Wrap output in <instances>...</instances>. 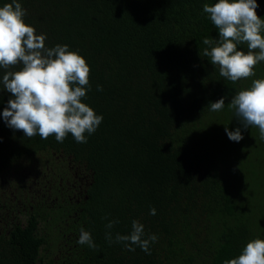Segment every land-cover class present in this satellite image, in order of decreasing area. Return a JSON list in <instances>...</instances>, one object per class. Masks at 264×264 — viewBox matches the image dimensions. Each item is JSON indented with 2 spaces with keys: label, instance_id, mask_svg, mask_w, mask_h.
Wrapping results in <instances>:
<instances>
[{
  "label": "trees",
  "instance_id": "obj_1",
  "mask_svg": "<svg viewBox=\"0 0 264 264\" xmlns=\"http://www.w3.org/2000/svg\"><path fill=\"white\" fill-rule=\"evenodd\" d=\"M19 2L46 47L67 44L86 59L83 102L103 120L86 143L28 138L3 120L11 94L0 88V264H223L264 239V140L229 107L264 78V62L233 83L203 57V39L218 38L203 5L216 0ZM133 220L158 237L151 254L115 242ZM81 228L95 249L77 243Z\"/></svg>",
  "mask_w": 264,
  "mask_h": 264
},
{
  "label": "clouds",
  "instance_id": "obj_2",
  "mask_svg": "<svg viewBox=\"0 0 264 264\" xmlns=\"http://www.w3.org/2000/svg\"><path fill=\"white\" fill-rule=\"evenodd\" d=\"M258 7L257 0H216L203 5V13L218 30V38L203 39L207 47L202 55L218 67L221 77L233 83L255 76V66L264 62V18L258 16ZM25 15L19 0L0 6V69L4 70L0 88L11 94L2 112L3 120L28 138L38 135L46 140L54 136L62 143L71 134L76 142L86 143L85 133L93 134L103 120L83 102L90 88V66L67 44L46 47V34L37 33L25 22ZM239 45H246L247 50ZM97 90L102 88L98 85ZM209 105L211 111H220L225 97ZM229 107L243 128L258 127L264 140V78L254 79L250 87L239 90ZM225 132L234 142L243 139L240 127L232 131L226 126ZM150 214L155 215L156 209L152 208ZM116 223L109 220L106 228L110 230ZM157 239L155 234L145 238L144 225L138 220L132 221L129 234L115 236V242L123 243L127 250L134 251L132 246L136 245L146 254H151L150 244ZM106 240L113 242L110 231ZM77 243L96 248L91 233L84 228ZM223 264H264V239H250L236 257Z\"/></svg>",
  "mask_w": 264,
  "mask_h": 264
},
{
  "label": "flooded vegetation",
  "instance_id": "obj_3",
  "mask_svg": "<svg viewBox=\"0 0 264 264\" xmlns=\"http://www.w3.org/2000/svg\"><path fill=\"white\" fill-rule=\"evenodd\" d=\"M41 172V171H40ZM45 176V175H44ZM50 180H47V182H49ZM39 198H44L46 195H45V192L43 191V190H41V188H40V190H39ZM48 197H50V196H52V194H48L47 195ZM58 198V196L57 195H54V200L53 201H56V199ZM52 201V200H51Z\"/></svg>",
  "mask_w": 264,
  "mask_h": 264
}]
</instances>
